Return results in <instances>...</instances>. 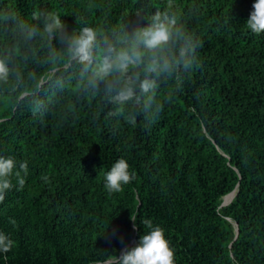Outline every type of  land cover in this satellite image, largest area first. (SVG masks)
Segmentation results:
<instances>
[{
    "label": "trees",
    "instance_id": "obj_1",
    "mask_svg": "<svg viewBox=\"0 0 264 264\" xmlns=\"http://www.w3.org/2000/svg\"><path fill=\"white\" fill-rule=\"evenodd\" d=\"M149 2L0 0L16 17L0 23V51L21 71L2 88L0 154L29 165L0 200V230L16 241L0 264H119L144 218L166 229L176 264H264V33L245 23L253 0H182L198 62L178 91L162 85L172 99L151 121L109 118L79 66L50 58L58 38L18 43V23L44 10L71 31L147 23ZM121 156L135 179L109 192L104 172Z\"/></svg>",
    "mask_w": 264,
    "mask_h": 264
},
{
    "label": "clouds",
    "instance_id": "obj_2",
    "mask_svg": "<svg viewBox=\"0 0 264 264\" xmlns=\"http://www.w3.org/2000/svg\"><path fill=\"white\" fill-rule=\"evenodd\" d=\"M144 15L147 23L135 26L121 18L108 26L82 21L68 31L57 10H44L35 24L18 23V43L26 44L33 37L45 42L58 38L61 47L51 49L50 58L63 56L79 66L80 86L91 94L101 92L113 106L109 118L135 123L139 116L151 121L172 99L173 90L162 89V85L174 84L178 91L182 79L198 62L199 41L186 23L182 0L156 4L150 0ZM15 18L10 11L0 12V23ZM245 23L253 33H264V0H253ZM13 78L20 79L21 71L13 64L9 50L0 51V97L3 86ZM28 171L27 160L0 154V200L14 187V178L23 185ZM133 179L135 172L123 156L104 172L109 192L122 190ZM142 224L145 230L137 243L119 256V264H176V250L166 229L151 218H144ZM15 243L10 233L0 230V253H7Z\"/></svg>",
    "mask_w": 264,
    "mask_h": 264
},
{
    "label": "bare ground",
    "instance_id": "obj_3",
    "mask_svg": "<svg viewBox=\"0 0 264 264\" xmlns=\"http://www.w3.org/2000/svg\"><path fill=\"white\" fill-rule=\"evenodd\" d=\"M233 196H234V192L228 194V195L225 197V201H226V203H228V202L233 198Z\"/></svg>",
    "mask_w": 264,
    "mask_h": 264
},
{
    "label": "rangeland",
    "instance_id": "obj_4",
    "mask_svg": "<svg viewBox=\"0 0 264 264\" xmlns=\"http://www.w3.org/2000/svg\"><path fill=\"white\" fill-rule=\"evenodd\" d=\"M233 193V192H232ZM226 203V201H224Z\"/></svg>",
    "mask_w": 264,
    "mask_h": 264
},
{
    "label": "water",
    "instance_id": "obj_5",
    "mask_svg": "<svg viewBox=\"0 0 264 264\" xmlns=\"http://www.w3.org/2000/svg\"><path fill=\"white\" fill-rule=\"evenodd\" d=\"M224 204H226L225 202H223Z\"/></svg>",
    "mask_w": 264,
    "mask_h": 264
}]
</instances>
